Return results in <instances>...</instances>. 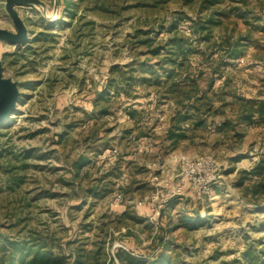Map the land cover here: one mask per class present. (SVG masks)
Returning <instances> with one entry per match:
<instances>
[{"label": "rangeland", "instance_id": "rangeland-1", "mask_svg": "<svg viewBox=\"0 0 264 264\" xmlns=\"http://www.w3.org/2000/svg\"><path fill=\"white\" fill-rule=\"evenodd\" d=\"M43 1L45 10L37 5L17 6L20 16L29 27L30 35L25 43L15 45L0 40L3 73L17 80L21 90L17 109L0 126V139L6 140L11 136L17 147L35 150V154L28 159V167L21 170L24 177L20 186L14 190L5 188V182L0 178L2 226L9 223L7 212L15 204L14 195L41 192L30 206L28 227L49 231L53 233L54 240L60 242L68 238L72 240L78 223L85 219L84 215L88 219H98L104 215L103 221L108 222V229L111 230V235L107 236L110 238L106 241L108 259L113 257L117 247L146 253L148 247L155 248L156 244L152 240L156 236L155 225L160 214H148L144 211L147 205L136 206L135 201L154 193L152 187L143 191L147 184L144 181L148 180L150 171L152 175L161 172V163H165L169 173H178L181 167L178 161L173 160L176 154L190 158L209 156L222 167V179L212 185L209 194L185 192L180 203L169 211L165 210L166 214L171 215L181 209L197 212L205 222L192 229L177 227L168 234L171 244L167 255L174 257L173 264H255L256 258L264 262V203L255 205L247 202L243 197L244 186L234 185L237 169L249 167L253 160L249 158V152L264 156V119L244 117L242 109L250 103L240 98L264 99V23L252 20L251 16L247 17L249 23L244 22L239 14L228 10L229 6L238 3L225 0L217 6L218 11H223L219 15L221 22L211 25L207 32L197 33L191 27L197 17L194 7L181 6L178 0H159L158 3H154L156 0H147L150 5L126 11V17L120 21L97 17L98 23L91 33L84 27L79 51L73 53L70 49V30L59 20H68V17H61L62 7H58L55 0ZM4 2L0 0V27L14 30ZM252 5L254 2L250 3ZM179 11L183 15L176 17L175 27L169 30L172 18ZM146 19L149 22L155 19L156 27L162 24V28L158 26L162 31L153 30L150 33L156 36L154 44H166L172 38L168 49H163L159 55L147 51L144 43H134L138 38L134 37L133 25L144 23ZM40 31L47 32L48 39L32 43L34 32ZM240 34L249 35L251 41L242 46L237 58L219 67L215 86L208 91L212 106L206 115V121L214 127L231 120L236 129L227 124L223 128L226 133L224 137L221 133L207 135L206 124L191 129L193 120L186 119L182 123L189 129L188 137L165 152V127L168 126L167 119L171 112L177 106H182L178 100L186 96V89L193 85L201 69L217 68L222 51L214 49L219 46L217 44L212 47H206V44L215 40L220 42L224 36L235 38ZM144 37L142 29L139 38ZM182 39L190 47L185 52L184 62H178L182 73L177 78L182 91L172 96L166 94L163 86L156 81L165 80L168 77L167 70L174 68V64L169 61L175 56L171 48ZM27 47L32 50L22 55ZM139 61H145L152 67L149 66L143 73L140 69L133 72L136 78L144 79L134 95L136 99L134 96L129 99L133 101L130 106L138 109L145 107L144 122L147 125V136L134 141L144 142L147 139L151 146L146 153L135 154L138 161L134 169L127 170L125 166L121 170L129 174V179L138 182L125 186L118 184L114 178L99 181L101 173L94 169L86 177L79 176L72 185H68L63 179L68 180L70 161L85 149L90 152L101 145L102 141L97 139L99 132L114 126L116 136H119L117 130L122 132L133 124L132 119L121 120L118 125L112 123L113 120L106 123L92 120L85 126H69L81 120V111L76 110V107L89 109V92L101 88L112 64L131 66L134 63L138 68ZM125 76H129V73H125ZM154 93L159 97H155L156 94L152 97ZM124 109L120 110V118L125 115ZM235 130L239 134L231 137ZM29 132L35 133L29 135ZM111 134L112 131L109 136ZM160 151L165 153L161 158L157 157ZM166 158L169 161L164 162ZM3 159L4 154H0V163ZM154 159L156 162L149 161ZM143 160L150 163L146 166ZM2 173L0 165V176ZM161 173L165 174L166 171ZM93 185L98 186L96 191L100 192L91 195L83 192V188ZM134 186H137V192H131L136 190ZM74 192L78 193L74 195ZM118 193L127 200H116L115 195ZM85 197L83 205L78 206ZM121 210H126L127 216L116 214ZM72 260L73 256L68 255L61 264H71Z\"/></svg>", "mask_w": 264, "mask_h": 264}, {"label": "trees", "instance_id": "trees-1", "mask_svg": "<svg viewBox=\"0 0 264 264\" xmlns=\"http://www.w3.org/2000/svg\"><path fill=\"white\" fill-rule=\"evenodd\" d=\"M157 1L159 0H156L154 3H158ZM178 1L181 6L190 5L192 8L194 7L197 13V17L191 26L193 32H207L211 25L221 22V20H219V15L222 14L223 11H218L217 6L225 0ZM231 1H236L238 4L229 6L228 10L232 13L239 14L244 22L249 23L247 17L251 16L252 20L256 22L262 21L264 23V0ZM55 2L58 7H62L61 17H68V20H59L65 26H68L70 30L69 38L72 41L70 49L74 51L73 53L79 51L84 27L91 33L94 26L98 23L96 20L97 17L106 20L120 21L126 17V11L150 5V2L147 0H55ZM253 2L254 5L251 7L250 3L253 4ZM256 8L258 10H255ZM180 15H183L182 11L176 12L171 20L169 30L175 27L174 21L176 17ZM143 22L144 23L137 22L133 25L134 37L138 38L134 43H144L147 51L154 55H159L165 48L168 49L167 45L173 42L172 38H169L166 44H154L156 36L150 34L153 30L158 31V26L162 28V24H158L156 27L155 19L150 22L146 19L143 20ZM142 29L145 33V37L139 38V33ZM159 31H162V29ZM72 35H74V37ZM48 37L47 32H34L31 42L35 43L43 38L48 39ZM249 41H251L249 35L240 34L235 38H232L230 35L224 36L220 42L215 40L206 44V47H212L217 44L219 46H215L214 49L216 51L221 49L222 51L218 58L217 68L211 67L206 70L201 69L195 77L193 85L188 86L186 89V96L178 100L182 103V106H177L167 119L168 126L166 127L163 138L167 143L166 148H164V151L167 149L165 152H168L171 147H175L178 142L188 137L189 129L183 126L182 123L186 119L193 120L191 129H196L198 126L206 124L207 135H209V133H221L220 135L224 137L226 134L224 129L227 124L233 129H236L235 124L231 120L215 125V127L212 126L210 122L206 121V115L212 106L208 91L215 86L219 67L225 65L228 60L231 61L237 58L242 51V46ZM189 47V44L183 42L182 39L174 48H171L175 56L174 58H170L169 61L174 64V68L167 70L168 77L165 80L156 81L158 85L163 86L166 94H171L173 96L174 94H178L179 91H182L179 88L180 84L177 78L181 77L182 73L178 68V62H184L185 52ZM31 50L30 47H27L22 55H27ZM17 59L16 57L15 60ZM149 66L151 65H148L145 61H139L138 68L134 63H131V66L119 63L112 64L109 67L108 76L103 81L101 88L89 92L91 103L89 109L83 110L76 107V110L81 111V120L79 122H72L74 124H70L69 126H83L91 120L95 122L102 120L103 123H106L104 117L109 116V118L114 117L117 119L120 113H122L120 110L125 107L123 114L128 115L132 119L133 124L124 128L119 136H110L105 139V134L102 136L98 134L97 139L102 141V144L99 146L110 143L109 141L114 138L117 139L118 143L124 142V146H127L131 142H135L134 140L146 137L145 127L147 125H145V107L139 109L131 107L130 105L133 101L129 99L138 92L141 80L144 79V77L136 78L133 72L140 69V72L143 73ZM127 72L129 76H125ZM82 82L83 80H81V83ZM154 95L157 98L159 97L157 93H154L152 97ZM134 97L136 99V96ZM240 98L250 103L247 108L242 109L244 117L250 119L255 117L264 119V99L245 96H240ZM10 117L1 120L0 126L7 122ZM113 127L103 129V132L107 134ZM34 133L35 132H29V135H33ZM236 134H239V132L235 130L231 137ZM99 146L97 145L95 149L97 150ZM34 151L35 150L32 148H26L24 146L17 147V144H15L11 136H8L6 140L0 139V154H4V159L2 163H0L1 168H3V173L0 178L3 179V183L5 182V188L14 190L21 185L24 177L21 170L28 167V159L35 154ZM88 151L89 150L85 149L79 153L77 158L70 161L68 166V180L63 179L68 182V185H72L74 180L79 176L86 177L89 173L93 172V164ZM163 152L160 151V157L165 154ZM119 156H121V154H119ZM86 165H88L87 168H85ZM117 171H121V169L112 165L106 172L101 173L99 181L110 179ZM234 185L244 186L245 191L243 192V197L247 202L255 205L264 203V156L260 155L258 159L252 160L250 166L247 168H238ZM97 188L99 187L93 185L83 188L82 190L83 192H89L91 195L100 192L96 191ZM75 193L77 194L78 192H74L73 194L75 195ZM39 194H41V192H25L21 195H14L15 204H13V206L10 207V211L7 212V221L9 223L7 226H2L3 223H0V264H61L66 261L68 255L73 256L71 264H173L172 259L174 257H172V255H167V251L169 250L168 246L171 244L168 234L177 227L184 226L192 229L202 225L200 223L205 222V220H201L197 212L190 213L183 209L175 212L174 215L169 213L166 214L165 210L169 211L175 207L177 203H180L185 193L174 196L164 204L160 212L159 220L155 225L156 236L154 240H152L156 244L155 248L148 247L146 253H138L132 249L117 247L114 250L113 257L108 259L106 255V241L110 238L107 236L109 234L111 235V230L108 229V222L103 221L104 215L100 216L98 219H88L86 215H84L86 220L84 219L78 223L77 228L74 230L72 240L68 238L60 242L54 240L55 237L53 233L49 231H37L33 227H28V219L31 212L30 206L33 204L34 199L39 197ZM122 200L127 199L122 195V198L118 201ZM85 201L86 197L81 200L78 206H82ZM143 205H147L144 211L151 214L150 205L148 203H144ZM116 214L127 216L126 210H121L116 212ZM146 217L148 219L150 218V216ZM255 264H264V262L256 258Z\"/></svg>", "mask_w": 264, "mask_h": 264}, {"label": "built area", "instance_id": "built-area-1", "mask_svg": "<svg viewBox=\"0 0 264 264\" xmlns=\"http://www.w3.org/2000/svg\"><path fill=\"white\" fill-rule=\"evenodd\" d=\"M115 152V149L113 150ZM249 158L256 160L258 155L249 152ZM174 161L180 164L178 173L155 172L151 178L152 192L141 199L135 201L136 206L148 203L151 213L159 215L164 204L170 198L182 195L189 186L195 191L210 193L212 185L223 177V169L218 162L209 156H198L190 158L183 154L173 156ZM121 194H116L115 199L120 200Z\"/></svg>", "mask_w": 264, "mask_h": 264}, {"label": "crops", "instance_id": "crops-1", "mask_svg": "<svg viewBox=\"0 0 264 264\" xmlns=\"http://www.w3.org/2000/svg\"><path fill=\"white\" fill-rule=\"evenodd\" d=\"M91 105V103H90ZM89 108V107H88ZM126 119L131 120V118L128 115H124V116H120L115 119L113 118H109V116L104 117L105 121L108 120H113L112 123L116 122V124L118 125L121 120L124 122L126 121ZM115 120V121H114ZM92 121V120H91ZM88 123V122H87ZM86 123L83 125L85 126ZM114 125V124H113ZM166 128V127H165ZM112 134L110 136H116L115 130L114 128L111 130ZM109 131L107 134L105 132H99V135L102 136L104 135L105 137H110L109 133L111 132ZM117 134L120 135V131L117 130ZM118 136V135H117ZM143 139V138H142ZM110 143H106V145H102L99 146L98 149L96 150L94 148V150L92 149L90 152L88 151L89 156L91 157V162L93 164V170L96 169L99 173H103L106 172L109 167H111L112 165L114 167H118L121 170L123 169V167L127 166V170H132V168L134 169V166L137 164V158H136V153L137 152H143L146 153L148 150H150V146L151 143L145 139L144 142L142 141H138V142H132L133 146L131 145V143L127 146H124V142L122 143H118L117 139H112L111 141H109ZM123 149H122V148ZM115 149V152L113 151ZM122 149V150H120ZM96 151V153H95ZM119 154H121V156H119ZM159 152L157 153V157H159ZM157 157L155 158L157 160ZM119 158V160H118ZM161 158V157H160ZM149 160L150 162H156V160ZM144 161V165L149 164L150 162H148L147 160H143ZM169 161L167 158L164 160V162ZM165 163H161V172H170L168 169L165 168L164 166ZM88 165L85 166V168H87ZM147 166V165H146ZM149 171V170H148ZM160 172V171H159ZM136 174L138 172H135ZM133 174V173H132ZM150 176H148V180L144 181V187L145 189L143 191H147L150 189L151 187V175H152V171H150ZM129 174L125 171H117L115 175H113L111 178H114V180L118 183V184H124L125 186L130 185L131 182H138V180H132L129 179ZM103 181H106V179H104ZM143 184V183H142ZM137 186H134V191L131 192H137L138 188H136ZM185 192H196L193 188L191 187H187Z\"/></svg>", "mask_w": 264, "mask_h": 264}, {"label": "water", "instance_id": "water-1", "mask_svg": "<svg viewBox=\"0 0 264 264\" xmlns=\"http://www.w3.org/2000/svg\"><path fill=\"white\" fill-rule=\"evenodd\" d=\"M37 5L45 10L43 0H5V9L14 25L15 29L0 27V40L11 44L25 43L29 38V27L20 16L17 6ZM4 63L0 57V121L13 115L17 109V104L21 95V90L17 80L3 73Z\"/></svg>", "mask_w": 264, "mask_h": 264}]
</instances>
